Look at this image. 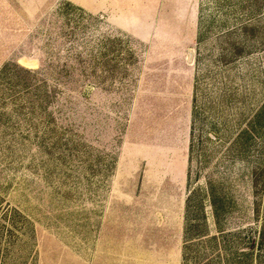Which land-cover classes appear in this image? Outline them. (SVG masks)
Segmentation results:
<instances>
[{"label": "rangeland", "instance_id": "obj_1", "mask_svg": "<svg viewBox=\"0 0 264 264\" xmlns=\"http://www.w3.org/2000/svg\"><path fill=\"white\" fill-rule=\"evenodd\" d=\"M260 227L264 0H0V264H223Z\"/></svg>", "mask_w": 264, "mask_h": 264}, {"label": "trees", "instance_id": "obj_2", "mask_svg": "<svg viewBox=\"0 0 264 264\" xmlns=\"http://www.w3.org/2000/svg\"><path fill=\"white\" fill-rule=\"evenodd\" d=\"M254 175V186H256L258 175L256 176V173ZM207 185L206 196L212 209L214 221L218 225L227 210L225 199L210 182ZM255 206L257 207L256 204ZM254 213H257V209L254 210ZM218 234L227 239V245H223L225 251L223 264H264V229L262 230L261 227L259 230H255L253 234L250 232L248 235H242L240 231L224 233L222 230ZM228 237L233 241L230 240L229 242ZM210 241L214 243L216 248L219 247V240L216 236H213ZM238 245H242L244 248H236Z\"/></svg>", "mask_w": 264, "mask_h": 264}, {"label": "crops", "instance_id": "obj_3", "mask_svg": "<svg viewBox=\"0 0 264 264\" xmlns=\"http://www.w3.org/2000/svg\"><path fill=\"white\" fill-rule=\"evenodd\" d=\"M112 215L113 214H111V216L109 217V227H108V225H107V223L105 224V237L107 236L108 238H106V240H105V245L106 246H110V248L114 245V235H115V233H114V229H113V224H114V218L112 217ZM176 251H178L177 249H176ZM176 261V260H175ZM175 261H174V264H175Z\"/></svg>", "mask_w": 264, "mask_h": 264}]
</instances>
